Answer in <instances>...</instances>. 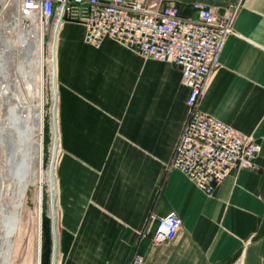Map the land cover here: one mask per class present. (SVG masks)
I'll return each instance as SVG.
<instances>
[{
	"label": "crops",
	"instance_id": "crops-1",
	"mask_svg": "<svg viewBox=\"0 0 264 264\" xmlns=\"http://www.w3.org/2000/svg\"><path fill=\"white\" fill-rule=\"evenodd\" d=\"M193 2L218 13L238 3L233 33L198 108L260 145L257 169L231 168L207 194L168 163L188 106L174 64L144 57L64 21L56 39V264H264V0ZM58 148V149H59ZM174 212L168 242L140 238L149 213ZM153 226V225H152ZM55 241V243H54Z\"/></svg>",
	"mask_w": 264,
	"mask_h": 264
},
{
	"label": "built area",
	"instance_id": "built-area-1",
	"mask_svg": "<svg viewBox=\"0 0 264 264\" xmlns=\"http://www.w3.org/2000/svg\"><path fill=\"white\" fill-rule=\"evenodd\" d=\"M31 24V16L43 21L44 32L55 20L84 26V40L97 45L108 37L144 57L167 61L180 69L188 88V111L173 147L169 168L180 170L203 192L209 194L231 168L257 169L260 145L229 124L202 112L198 100L212 71L218 66L226 37L233 33L238 3L222 13L193 2L194 17L179 14L171 2L144 0H5ZM51 24V26H50ZM153 225V226H152ZM180 219L149 213L140 238L168 242L180 228ZM128 264H146L134 250Z\"/></svg>",
	"mask_w": 264,
	"mask_h": 264
},
{
	"label": "bare ground",
	"instance_id": "bare-ground-1",
	"mask_svg": "<svg viewBox=\"0 0 264 264\" xmlns=\"http://www.w3.org/2000/svg\"><path fill=\"white\" fill-rule=\"evenodd\" d=\"M0 2L3 6L8 5L5 0H0ZM16 12L19 18H12V20L16 19L12 23L0 19V98L6 106L10 101H13L10 107L7 106L8 108L5 110L8 123L0 121V155H2V162H0V264H10L16 255L15 240L19 237L21 239L22 233L20 232L22 202H24L25 189L29 185L38 184L37 199L39 201L42 197L43 181L48 187V213L51 219L52 238L56 240L55 165L59 147L56 119L58 94L56 39L61 23L57 19L52 24L48 52L45 57L43 21L40 18L35 19L34 16H31V24L26 28L22 24L23 17L17 11V7ZM9 30L16 31L18 35L16 41L15 38L11 39L6 36V32ZM13 46L20 48L21 52L20 59L16 64V78L11 77L8 65L9 53ZM45 64H47L51 79L53 103L51 106L50 131L52 136L49 147V160L47 166L43 168L42 141L39 138L35 142L32 135L37 127H41L42 122L40 100L43 92ZM18 91L22 92V97H19ZM4 139L7 140L8 147L2 145ZM4 146H6L7 151H5ZM34 161H37V167L35 168ZM9 181L12 182L13 187L10 196H8L9 198L5 199ZM17 202H19L18 205ZM36 244V264H40V216L37 222ZM55 257L56 246H54L52 264H56Z\"/></svg>",
	"mask_w": 264,
	"mask_h": 264
},
{
	"label": "rangeland",
	"instance_id": "rangeland-1",
	"mask_svg": "<svg viewBox=\"0 0 264 264\" xmlns=\"http://www.w3.org/2000/svg\"><path fill=\"white\" fill-rule=\"evenodd\" d=\"M3 9V10H2ZM2 10V12H1ZM16 6L15 4H8L7 6H3L0 2V19L5 20L9 23H12V18H19L17 16ZM22 24L27 28L26 21L22 18ZM51 26V24H50ZM50 30L48 28L47 31L44 32V54L45 57L48 52V41L50 37ZM6 36L14 39L16 41V37L18 36L16 31L9 30L6 32ZM15 44H17L15 42ZM14 50V51H13ZM20 48L17 46L14 47L9 53V73L12 78L15 77L16 64L20 59ZM11 54V55H10ZM11 56V57H10ZM33 56V55H32ZM11 64V65H10ZM44 77H43V92L41 95V109H42V122L41 127L36 128L32 137L36 142L39 138L42 141V165L45 168L48 164L49 158V147L51 143V129H50V121H51V106L53 103L52 90H51V79L48 71L47 64L44 65ZM19 97H22V92L18 91ZM13 101H10L7 106L10 105ZM3 104V100L0 98V121L7 122L8 118L5 115V110L8 108ZM59 148V147H58ZM60 148L57 151V156ZM57 158V157H56ZM0 162H2V155H0ZM36 162V163H35ZM37 161H34V168L37 167ZM7 195L5 199H8L11 194L12 182L9 181L7 183ZM42 197L39 201L37 199L38 193V184L29 185L25 189L24 202H22V213H21V239L20 237L15 240L14 249L16 250V255L10 264H36L37 261V222L38 217L40 216V264H52L53 263V252H54V244L52 238V230H51V219L49 216V194L48 187L43 181L42 183ZM21 201V200H19ZM19 202H17L18 205ZM40 211V213H39ZM40 214V215H39ZM23 225V226H22ZM36 247V249H35Z\"/></svg>",
	"mask_w": 264,
	"mask_h": 264
},
{
	"label": "water",
	"instance_id": "water-1",
	"mask_svg": "<svg viewBox=\"0 0 264 264\" xmlns=\"http://www.w3.org/2000/svg\"><path fill=\"white\" fill-rule=\"evenodd\" d=\"M2 145H6L7 147L9 146V144H8L6 139H4V141H2ZM6 146H4L5 147V151H7ZM8 151H9V148H8Z\"/></svg>",
	"mask_w": 264,
	"mask_h": 264
}]
</instances>
